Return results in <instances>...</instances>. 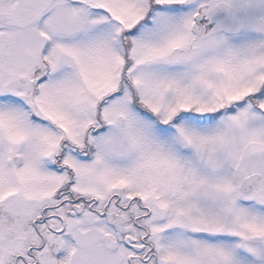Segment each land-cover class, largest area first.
<instances>
[{"label":"snow or ice","instance_id":"obj_1","mask_svg":"<svg viewBox=\"0 0 264 264\" xmlns=\"http://www.w3.org/2000/svg\"><path fill=\"white\" fill-rule=\"evenodd\" d=\"M0 264H264V0H0Z\"/></svg>","mask_w":264,"mask_h":264}]
</instances>
